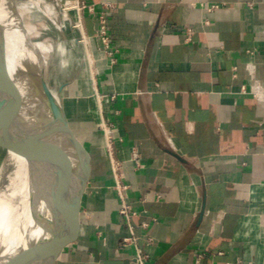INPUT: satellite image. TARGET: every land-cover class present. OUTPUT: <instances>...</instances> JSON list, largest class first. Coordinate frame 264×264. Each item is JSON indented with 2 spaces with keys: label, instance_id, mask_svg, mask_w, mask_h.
<instances>
[{
  "label": "crops",
  "instance_id": "obj_1",
  "mask_svg": "<svg viewBox=\"0 0 264 264\" xmlns=\"http://www.w3.org/2000/svg\"><path fill=\"white\" fill-rule=\"evenodd\" d=\"M82 1L108 138L35 264H264V0Z\"/></svg>",
  "mask_w": 264,
  "mask_h": 264
},
{
  "label": "bare ground",
  "instance_id": "obj_2",
  "mask_svg": "<svg viewBox=\"0 0 264 264\" xmlns=\"http://www.w3.org/2000/svg\"><path fill=\"white\" fill-rule=\"evenodd\" d=\"M60 2L62 1L0 0V25H2L5 39V43H0V87L2 83L5 84L10 92V102L15 103L12 115L17 119L18 132L17 140L7 147L5 159L0 168V249L2 250L0 264H6L1 257L4 252L25 246L29 240L44 234L54 217L53 195L57 182L67 167L75 162L74 152L57 136L56 132L53 130L30 131L24 125L20 114L21 111L24 117L29 115L30 120L35 123L42 120L50 122L53 116L60 121L63 113L65 114L62 92L60 93L58 89L54 93L48 92L46 81L43 80V70H46L49 64V55L52 51L57 52L59 57L65 58L69 41L67 39L57 42L34 40L33 36H37L38 32L35 26L26 20L27 14L36 9L45 14L61 32H64L67 20L71 30L76 29L68 17V10L77 8V5L66 0L65 6H62ZM13 9L15 13L12 12ZM77 25L81 31L82 40L86 41L83 26L79 20ZM76 43H79V40ZM79 58L82 60V56ZM86 62L73 78L82 82L84 78L90 77L93 89L91 95L89 94L88 105L90 110L96 113L97 123L102 124L96 80L94 74L90 72V64L87 65ZM16 101H19L22 106H18ZM5 109L0 104V120L5 115ZM73 132L82 144L86 141L90 146L95 143L98 135L97 129L90 122L84 124L79 133ZM4 137L5 130L0 123V139ZM107 138L108 134L105 131L103 139L107 140ZM84 148L87 149L85 146ZM105 183L107 185V181Z\"/></svg>",
  "mask_w": 264,
  "mask_h": 264
},
{
  "label": "rangeland",
  "instance_id": "obj_3",
  "mask_svg": "<svg viewBox=\"0 0 264 264\" xmlns=\"http://www.w3.org/2000/svg\"><path fill=\"white\" fill-rule=\"evenodd\" d=\"M60 1H62L60 2V4L62 6H65L66 0H60ZM69 1L71 3H75L77 7L80 4L79 2L77 4L75 2L76 0H69ZM81 14L82 12L78 8H75L73 10L71 9L68 10V17L70 18V21H72V25L76 29L71 30L69 21L67 20L65 21L66 23H65L64 32H61L60 29L57 26H55L50 21V19L39 10L33 9L26 16V20L32 25H34L36 32H38L37 36L36 35L33 36L34 40L57 42L67 39L69 41V45H67L66 47L65 58L63 59L59 57L57 52L52 51L49 55V64L46 70H43V80L46 81L48 92L50 93L57 92L60 83H62L63 81L67 80L68 82H71L73 76L79 72V70L83 66V63L86 61H87L86 62L87 65L88 63L90 64V72H92V75L94 74L93 76L95 80L97 78L96 68L94 63L95 61L94 52L90 51L89 49L88 38L86 35H85L86 41L82 40L81 38L82 34L77 25L78 20L80 21ZM77 40H79V43H76ZM79 56H82V60H80ZM90 72H88V75H90ZM89 79H90L89 76L88 78H84L82 82L76 79L71 85H68L66 88L64 86L65 90L64 88L62 90V105L65 112V116L69 120L70 126H72L73 131H76L77 133H79L83 129L84 124L90 122V124L94 125L99 132L105 134V121L102 114L101 94L98 90L96 81H95V85L97 88L98 99L100 101V106H101L102 124L97 123L98 118L96 116V113L94 111H91L88 105L91 95L90 93H92V89H93V84ZM9 93L10 92L7 90L5 84L2 83V86L0 87V104L3 105L6 109H5V115L0 120L1 126L5 130L4 139H0V168L2 166V162L5 159L7 147L10 144L9 142H7L6 139L7 129L11 130L8 124V119L10 118L8 107L13 112V108H14L13 105H15V103L13 104L12 102H10ZM68 109H70L69 115H67ZM12 121L15 124L14 134L15 136H17L16 134L17 119L13 117V115H12ZM15 136H13V140L16 139ZM106 149L107 152H109V148L106 147Z\"/></svg>",
  "mask_w": 264,
  "mask_h": 264
},
{
  "label": "water",
  "instance_id": "obj_4",
  "mask_svg": "<svg viewBox=\"0 0 264 264\" xmlns=\"http://www.w3.org/2000/svg\"><path fill=\"white\" fill-rule=\"evenodd\" d=\"M12 12L15 13V9H13ZM0 26V43H5L3 28L2 25ZM67 84L68 81L62 82L58 87V91L61 93L64 86ZM16 103L18 106H22L19 101H16ZM21 108L22 107H20V109ZM8 109L10 116L8 124L11 130L7 129L6 139L7 142L12 144L17 140L18 132L16 133L17 136H15V124L12 121L11 114L12 110L9 107ZM20 114L28 130L34 132H47L53 130L75 154V162L67 167L65 173L57 182L53 195L54 217L44 234L29 240L25 246H19L17 249L6 251L1 255L6 264H35L47 258L54 250L71 210L87 185L90 157L81 141L75 136L64 113L60 121L53 116L50 122L42 120L39 123L32 122L29 115L24 117L21 111ZM13 136L16 137L15 140H13ZM1 251L0 249V252Z\"/></svg>",
  "mask_w": 264,
  "mask_h": 264
},
{
  "label": "built area",
  "instance_id": "obj_5",
  "mask_svg": "<svg viewBox=\"0 0 264 264\" xmlns=\"http://www.w3.org/2000/svg\"><path fill=\"white\" fill-rule=\"evenodd\" d=\"M75 2H76L77 4H78V2L80 3L79 6H78L77 8H78L81 12L85 9V7H87L86 4H85L82 0H76ZM80 22H81V24H82V14H81V16H80ZM105 33H106V32H105V26L102 24V26H101V32H100V38L102 39L103 42L107 43V42H108V37L106 36ZM243 90L246 91L245 89H243ZM254 94L258 97V99H260V100H264V91H261V90H255V91H254ZM111 155H112V154H111ZM134 158H135V159L138 158L137 154H134ZM122 212H124V211H122ZM125 240H127V239H125ZM137 259H138V261L142 264V259H141L140 255L137 256Z\"/></svg>",
  "mask_w": 264,
  "mask_h": 264
}]
</instances>
